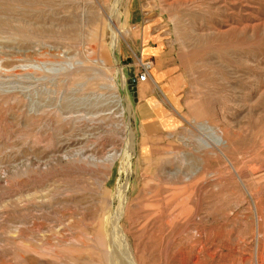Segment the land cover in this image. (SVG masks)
Masks as SVG:
<instances>
[{
  "label": "rangeland",
  "instance_id": "374dc122",
  "mask_svg": "<svg viewBox=\"0 0 264 264\" xmlns=\"http://www.w3.org/2000/svg\"><path fill=\"white\" fill-rule=\"evenodd\" d=\"M259 227L264 0H0V264H257Z\"/></svg>",
  "mask_w": 264,
  "mask_h": 264
},
{
  "label": "crops",
  "instance_id": "0c3cea01",
  "mask_svg": "<svg viewBox=\"0 0 264 264\" xmlns=\"http://www.w3.org/2000/svg\"><path fill=\"white\" fill-rule=\"evenodd\" d=\"M143 44V42H142ZM138 50L142 49V52L145 56L148 57H157L160 56V50L156 47L154 41L151 40L146 46L142 45ZM174 70L169 68L167 72L163 70H158V84L166 91L167 95L170 97L169 102L171 106H175L177 102V95H175V87L168 84V77L173 74ZM137 98H138V120L140 122H150L152 120H157L162 116V114H166L162 110L160 97L158 90L155 88H149L145 86V83L137 82ZM144 86V87H143Z\"/></svg>",
  "mask_w": 264,
  "mask_h": 264
},
{
  "label": "bare ground",
  "instance_id": "6f19581e",
  "mask_svg": "<svg viewBox=\"0 0 264 264\" xmlns=\"http://www.w3.org/2000/svg\"><path fill=\"white\" fill-rule=\"evenodd\" d=\"M127 130L130 131V127L127 125ZM221 145H224V142L220 143ZM114 159L112 160V163H114ZM130 166L131 164L128 162L125 167H124V172L126 174L129 173L130 171ZM257 216V215H256ZM264 234V233H263ZM258 243H257V248H256V252H255V257H256V262L257 264H264V235L262 238V244H261V231H260V227L258 229ZM125 242L127 243V238L125 240ZM191 244V243H190ZM201 254V253H200ZM131 264H137V262L133 259H131Z\"/></svg>",
  "mask_w": 264,
  "mask_h": 264
},
{
  "label": "built area",
  "instance_id": "2783aa9c",
  "mask_svg": "<svg viewBox=\"0 0 264 264\" xmlns=\"http://www.w3.org/2000/svg\"><path fill=\"white\" fill-rule=\"evenodd\" d=\"M141 67H142L143 72L141 73V76L139 77V82L145 83L147 82L149 78V73L152 67L150 64H143Z\"/></svg>",
  "mask_w": 264,
  "mask_h": 264
}]
</instances>
